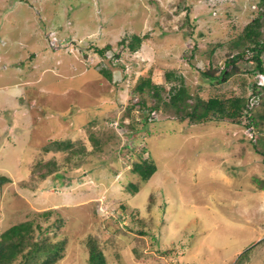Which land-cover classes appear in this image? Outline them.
Returning a JSON list of instances; mask_svg holds the SVG:
<instances>
[{
    "label": "rangeland",
    "instance_id": "obj_1",
    "mask_svg": "<svg viewBox=\"0 0 264 264\" xmlns=\"http://www.w3.org/2000/svg\"><path fill=\"white\" fill-rule=\"evenodd\" d=\"M259 1L0 0V232L31 220L35 239L60 246L51 264H90L92 244L107 264H264V131L251 137L252 116L196 122L164 102L183 82L195 98L247 101L255 82L264 127V72L250 50L230 61ZM134 34L141 47H123ZM86 38L84 56L70 43ZM103 62L112 80L94 70ZM225 68L227 79L205 73ZM149 77L161 100L135 90ZM144 159L148 180L132 169Z\"/></svg>",
    "mask_w": 264,
    "mask_h": 264
},
{
    "label": "trees",
    "instance_id": "obj_2",
    "mask_svg": "<svg viewBox=\"0 0 264 264\" xmlns=\"http://www.w3.org/2000/svg\"><path fill=\"white\" fill-rule=\"evenodd\" d=\"M258 5L260 9H262L261 12L259 15L254 17L252 21L246 24L244 28V34L241 36V40H239V42L242 41V44L245 45V47L242 49V51L233 55L230 61L235 64V60L241 56H244L246 50H251V57L257 62L256 68L264 72V61L261 58L264 52V40L262 39V33L264 30V0H260ZM142 40V37L134 34L132 35V39L129 42H126L124 39L120 43L123 47H128L131 50H135L141 47ZM106 49L107 46H105L104 49H99L98 51L104 55ZM119 53L120 50L116 52V55ZM100 64L102 65H97V68L94 70L101 73L103 76L108 78V80H112L113 74L111 70L106 67L104 62ZM205 73L210 77L212 82H214L215 79L221 80L222 77L227 79L230 76V71H226V68L218 74H213L210 71ZM172 76V72H166V79H168V81L172 78ZM81 79L82 78L80 77H74V81H76L75 88L81 84H84V82H81ZM138 81L139 82L135 86V90H137L138 93L144 92L146 89H151L152 91L154 90L152 95H154L158 100L162 99L160 91L163 89V87L161 85L154 84L150 77L141 78ZM70 83L73 84L72 79L70 80ZM183 83L179 85H173L170 89L172 94L170 95L169 100L167 102L164 101L166 104L174 107L176 112L181 114L185 112L184 116H189L196 122L203 120L206 121L211 114H213V116L216 115L217 117L230 118L236 123L238 119L239 122L241 119H245L243 112L246 105V99L243 96L232 95L230 97L224 98L217 95L207 99H203L199 96H196L195 98ZM66 85L70 86L68 83H63V85H61V89H63ZM254 86L255 88H253V90L255 93H257L255 82ZM143 105H146L144 100ZM155 110H157L156 106H153L152 111ZM251 116V120H254V123H252L255 124V130L258 132L260 137L259 133L264 131V127L260 129V126L258 125V117H255L254 114ZM140 120L144 121L145 117L141 118ZM92 138L95 139L93 136ZM93 141L97 142V140ZM53 144L67 148L72 146L70 142L58 140L53 141ZM48 146L49 145L46 146L47 150H49ZM72 151H78V149L75 148V150L73 149ZM46 165L50 167H56V164L52 161L47 162ZM132 169L135 173L139 174L142 179L148 180L155 172L156 167L151 160L144 159L134 162ZM135 189H137V186H135ZM33 230V222L31 220H25L14 224L5 230L3 229V231L0 232V264H34V261L36 262L38 257L41 256H43L44 259L38 264H51L56 258H58L57 256L60 254V252L58 253L60 246H52L50 242L43 238L35 239ZM17 260L18 262H16ZM89 263L107 264L103 252L97 247L96 244L90 245Z\"/></svg>",
    "mask_w": 264,
    "mask_h": 264
},
{
    "label": "crops",
    "instance_id": "obj_3",
    "mask_svg": "<svg viewBox=\"0 0 264 264\" xmlns=\"http://www.w3.org/2000/svg\"><path fill=\"white\" fill-rule=\"evenodd\" d=\"M91 38H86V39H84L83 41H84V43H87L89 40H90ZM81 41V40H80ZM42 51V49H40L39 50V52H41ZM38 59H39V56H37V59H36V61L35 62H37L38 61ZM34 62V63H35ZM33 63V64H34ZM31 65V64H30ZM94 72V71H93ZM95 73V72H94ZM80 75H84V74H80ZM80 75H74V77H79ZM96 75V74H95ZM97 76V75H96ZM95 76V77H96ZM92 77L91 76H89V79H91ZM97 79V78H96ZM70 80H71V78H67L66 80H64V81H62L61 82V84L60 85H63V83L64 84H69L70 86H68V85H66L63 89H61V90H67V87H70V88H72V86H71V83H70ZM50 83L51 82H49L47 85H44L43 84V86H45L46 88H48L49 90H54L55 88H53V86H50ZM72 89H76L75 87L74 88H72ZM60 90V89H59ZM37 93H36V99L38 98V94H39V96L40 95H45L46 96V93H40V90H38L37 89V91H36ZM35 98L34 97H32V96H30V97H28V99H29V102L31 103V101L32 100H35ZM39 101V100H38ZM37 101V102H38ZM66 115V114H65ZM65 115L64 116H62V118H65ZM68 117V116H67ZM69 118V117H68ZM68 118H66V119H68ZM33 120V119H32ZM51 120V119H50ZM60 119L59 118H54V119H52V127H51V129L53 130V131H55V129H56V127L58 126V121H59ZM67 121V120H66ZM81 122H82V120H81ZM262 195L263 197H264V194H262V193H259V195ZM234 223V221H231V224H233ZM237 223H239V221H237ZM250 223H251V221H248V225H245V226H249V228L251 229V231H252V233H258V231L254 228V226H252V225H250ZM244 227V226H243Z\"/></svg>",
    "mask_w": 264,
    "mask_h": 264
},
{
    "label": "clouds",
    "instance_id": "obj_4",
    "mask_svg": "<svg viewBox=\"0 0 264 264\" xmlns=\"http://www.w3.org/2000/svg\"><path fill=\"white\" fill-rule=\"evenodd\" d=\"M55 37H57V36H55ZM54 37V38H55ZM123 40V39H122ZM121 40V41H122ZM65 41H66V37H65ZM120 41V42H121ZM57 42H58V45H57ZM66 46H65V44H63L59 39H56V43L55 44H50L49 43V47L51 48V49H54V51L55 52H57V51H59V50H61V49H66V47L68 46V42L66 41ZM78 45V46H80V48L81 47H83V46H85L86 48L85 49H83V48H81V51H82V54L85 56V54H84V52H87V49H89L90 48V46L91 45H93L94 43H93V40H89L87 43H84V41L83 40H81V41H78V42H72V43H70V45H71V47L72 46H74V45ZM94 46V45H93ZM92 46V48H94ZM105 46H107V43L106 44H101V46H100V48H103V47H105ZM71 49V48H70ZM107 49H109V47H107ZM92 50V49H91ZM113 50H114V52H113V57L111 56V57H109V59H111V60H114V59H117V57H115V55H116V52L118 51V47H115V48H113ZM70 51V50H69ZM105 54H107V52H105ZM264 85V84H263ZM253 92H254V90H252ZM251 91V92H252ZM251 92L249 93V95L251 94ZM255 93V92H254ZM248 98V97H247ZM260 98H261V95H260ZM28 101V100H27ZM247 102V101H246ZM28 104H30V102L28 103Z\"/></svg>",
    "mask_w": 264,
    "mask_h": 264
},
{
    "label": "built area",
    "instance_id": "obj_5",
    "mask_svg": "<svg viewBox=\"0 0 264 264\" xmlns=\"http://www.w3.org/2000/svg\"><path fill=\"white\" fill-rule=\"evenodd\" d=\"M250 51H251V50H250ZM251 52H252V51H251ZM259 84H260V85H263L264 82H262V81L260 80V83H259ZM256 101H257L256 93H254V92L252 91L251 94L249 95V97L247 98V102H246V105H245V108H244L243 115H244V118H245V119L250 118L252 108L255 106ZM245 127L247 128V131H248V133L251 135V137H253V133H256V130H255V127H254L253 123L249 122V125H246ZM128 145H129V144H128Z\"/></svg>",
    "mask_w": 264,
    "mask_h": 264
}]
</instances>
